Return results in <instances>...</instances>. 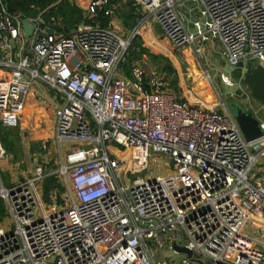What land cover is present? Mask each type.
<instances>
[{"label": "built area", "instance_id": "1", "mask_svg": "<svg viewBox=\"0 0 264 264\" xmlns=\"http://www.w3.org/2000/svg\"><path fill=\"white\" fill-rule=\"evenodd\" d=\"M132 1L176 47L213 37L236 69L264 68V0H191L195 35L175 0ZM0 6V124L18 128L45 87L59 153L54 171L35 161L9 188L0 182L10 221L0 227V264H176L165 247L183 255L179 264H264V178L254 172L264 136L247 142L234 117L177 100L139 63L122 76L137 32L125 39L100 24L111 0H90L68 35L49 9L27 18ZM23 21L34 27L28 45ZM162 156L170 172L155 175ZM53 175L62 190L45 193Z\"/></svg>", "mask_w": 264, "mask_h": 264}, {"label": "rangeland", "instance_id": "2", "mask_svg": "<svg viewBox=\"0 0 264 264\" xmlns=\"http://www.w3.org/2000/svg\"><path fill=\"white\" fill-rule=\"evenodd\" d=\"M69 1L76 7L80 8L83 16L85 17L90 0ZM121 6L126 10V7L123 4ZM194 19L196 20V16H194L193 20ZM120 24L121 30L126 36L125 39H132V37L134 36L133 32L123 28L121 21ZM135 38L136 36L133 40H135ZM168 39L171 45L174 47V55L179 59L180 54L178 55V53L183 51L186 47L188 48L189 46H193L195 43L194 42L193 44H188L182 47H176L169 37ZM204 45V43H200L197 46L200 50L202 49L203 51V53L198 54V57L203 55L202 57L208 62V64L212 63V67L204 63L205 67H207L210 75L212 76V81L210 82V80H208V90L213 93L216 92V95L217 92L221 94L225 106L232 117H234L235 115V108L242 107L246 111L252 112V114L258 119V121H264V107L260 102L254 100L251 91L244 83L245 70H242L241 74L237 72L238 70L235 68V66L231 65L228 58L224 56V48L221 44L216 43L215 41L207 43L206 48L209 49L211 57L207 52H204ZM158 55L162 56V54ZM180 56H182V54ZM194 57L195 59H197L196 54H194ZM163 58L167 59L165 57ZM142 64L147 71H151L152 69L157 67L161 69L166 65H164V63H161L160 61L151 62L149 56L143 58ZM171 67H173V65H171ZM222 75H225V77L228 79V83H224L223 79H221ZM48 93H50V96L55 97L53 93L51 94L50 90H48ZM38 98L39 99H32L34 102V106L27 107L19 127L13 130L5 131L6 133L12 131V136L19 137L16 145H20L22 151L20 154V158H16L15 156V158L19 161L15 160L14 155L10 154L6 150L5 144L3 143V141H1V145L5 149L7 155H5V158H0V181H3L6 187L9 186L12 180L17 182L20 174L27 175L29 171L32 170V164L35 161L38 164L48 163V169H50V171H54L56 169L55 161L57 159V156L59 157V153H56V147L52 142V138L54 136L55 100L52 99L53 101H51L50 99H46L47 96L44 93ZM32 100L30 101V103L32 102ZM37 121L40 123L39 126L37 128H33L31 122L34 123ZM45 141H49L50 146L52 147L50 151L42 150ZM167 160V157L162 156L152 161L153 165L151 166V169L153 170L155 175L165 176L170 172L171 167L168 164ZM7 167H9V169H7ZM254 172L260 178H264V159H262L258 163V165H256V167L254 168ZM4 204V200L0 198V212L4 210ZM4 216L5 215L0 213L1 219L4 218ZM3 223L6 227L10 226V221L8 220L7 216H5ZM184 243V236L181 235L180 244L183 245ZM163 250V256L172 258L176 264H179L181 259L183 258V255H173L167 247H165Z\"/></svg>", "mask_w": 264, "mask_h": 264}, {"label": "crops", "instance_id": "3", "mask_svg": "<svg viewBox=\"0 0 264 264\" xmlns=\"http://www.w3.org/2000/svg\"><path fill=\"white\" fill-rule=\"evenodd\" d=\"M175 2L178 12L184 19L187 31L190 34L195 35V29L193 27V23L200 19V12H199L200 6L197 3H193L191 0H175ZM122 4L126 7V10L123 9V7L121 6ZM110 8L112 14L111 16H109L110 21L108 26L106 27L103 26L101 21L98 20L100 24L104 28H109L114 30L122 38H125L126 36L121 30V24H120L121 21L122 27L128 31L133 32V35H135V32H137L135 36L136 38H138L139 42L143 46L141 47L146 50V54H143L142 58L127 64V66L123 68V65L128 63L126 59L125 63L122 65L120 70L122 76L130 79L132 64L139 63L142 65V67L146 72L147 80L148 77L151 76L152 72H156L158 77H160L165 81L167 91L173 94L177 98V100L181 102L189 103L192 106L214 110L221 114H229L225 106V103L223 101V97H221V94L217 92L216 95L215 94L216 92L213 93L210 90H208V83H209L208 80H210L211 82L212 76L210 75L207 67H205V64L212 67V63L208 64V62L202 57L203 55L198 57V54L203 53V51L202 49L200 50L197 45H199L200 43H204L205 44L204 52L205 53L207 52L208 55L210 56L209 49L206 48L207 43L215 41L216 43H219L223 46L220 40H218L217 38L210 37L207 41L203 42L200 39H197L193 46H189L188 48L186 47L183 51L178 53V55L182 54V56L179 55L180 57L179 59L177 58V56L174 55L173 53L174 47L171 45L167 35L164 33V30L159 25V23H157L154 19H145L141 8L134 1L111 0ZM194 16H196V20L195 19L193 20ZM86 23L90 24L92 22L88 21ZM61 31L64 32V29ZM137 52L140 51L137 50ZM158 54H162V56L164 55L163 57L167 59H164L162 56H159ZM194 54H196L197 59H195ZM146 55L149 56L151 62L160 61L161 63H164V65L165 64L166 65L161 69L157 67L152 69L151 71H147L142 64L143 58L147 57ZM161 58H163L164 60ZM169 63L173 65V67H171ZM41 90H42V94L44 93L47 96L46 99H50L51 101H53L52 99L55 100V97L49 95L50 94L48 93L49 89L47 90L45 89V87H41ZM50 92L51 94L53 93L51 90ZM38 97H40V95ZM32 99H39V98H36L35 95H33ZM30 101L31 100H29L27 107L34 106L33 100L31 103ZM55 123L56 121H54L53 135H55ZM262 123H264V121H262ZM53 139L54 136L52 138V142ZM51 148L52 147L50 146V150ZM7 169H9V167H7ZM0 182L5 186L3 181ZM11 184L12 181L10 182L7 188H9ZM4 210H5V204H4ZM3 222L4 220L0 222V227L5 226Z\"/></svg>", "mask_w": 264, "mask_h": 264}, {"label": "trees", "instance_id": "4", "mask_svg": "<svg viewBox=\"0 0 264 264\" xmlns=\"http://www.w3.org/2000/svg\"><path fill=\"white\" fill-rule=\"evenodd\" d=\"M6 4H9L15 12H19L23 14L25 17H35L40 11H44L49 9L50 14L52 16L61 17L64 23V34L68 35L79 23L85 21L83 13L80 8L76 7L72 4L69 0H5ZM1 10V6H0ZM98 20L101 21L103 26H108L110 17L104 16V14H100ZM141 43L139 42L138 38H135L131 44V48L129 50L127 61L128 63L123 65V68L127 66V64L137 61L138 59L142 58L143 54H146V50L141 47ZM139 50L140 52H137ZM238 73H242V67L237 69ZM39 122H31L33 128H37L39 126ZM0 124V142L6 146V150L14 155V158H20L21 154V146L16 145L18 136H12L13 132H5ZM16 161H19L16 159ZM59 188L61 189V185L58 182L56 176H49L44 183V191L48 193L52 189ZM0 213L6 216L5 210H2ZM4 216V218H5ZM4 218H2L4 220ZM0 218V222L2 220Z\"/></svg>", "mask_w": 264, "mask_h": 264}, {"label": "water", "instance_id": "5", "mask_svg": "<svg viewBox=\"0 0 264 264\" xmlns=\"http://www.w3.org/2000/svg\"><path fill=\"white\" fill-rule=\"evenodd\" d=\"M7 8L10 12H14V9L7 4ZM22 27L26 35L27 45L29 39L34 31V27L27 23L22 22ZM52 33V32H51ZM31 57V55H29ZM244 83L248 86L251 91L254 100L261 103L264 106V68L260 65L248 63L247 69L244 74ZM234 119L236 120L240 130L247 142L258 140L264 136V129L262 128L261 122L252 114L242 107H236ZM179 252L187 253L191 256V252L185 248H176Z\"/></svg>", "mask_w": 264, "mask_h": 264}]
</instances>
